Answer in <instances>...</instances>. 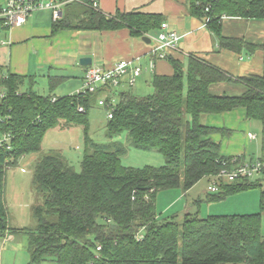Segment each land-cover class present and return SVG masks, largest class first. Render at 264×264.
Returning a JSON list of instances; mask_svg holds the SVG:
<instances>
[{"label": "trees", "instance_id": "16d2710c", "mask_svg": "<svg viewBox=\"0 0 264 264\" xmlns=\"http://www.w3.org/2000/svg\"><path fill=\"white\" fill-rule=\"evenodd\" d=\"M188 1L190 14L205 22L219 48L247 54L262 50L263 73L236 78L247 87L240 95H215L209 85L230 80L225 72L193 55L186 63L168 55L165 59L173 72L154 74L150 93L135 95L132 86L116 93L112 117L105 123L107 143H97L89 135L88 113L102 88L58 97L40 95L31 84L22 89L24 77L4 74L0 66V132L7 135L0 144V239L6 233L25 234L26 264H264L263 192L259 210L250 214L185 213L178 219L175 215L159 218L156 211L158 192L187 190L201 178H212L221 169L245 161L243 156L220 154L212 135L226 137L231 130L208 126L202 116L243 108L248 120L259 121L264 149V40L256 44L221 33L224 17L264 19V0ZM162 22L160 14H106L92 0H82L65 3L51 30L56 34L64 29L127 27L132 36L140 37L159 30ZM61 79L51 77L50 90ZM71 126L82 129L80 169L60 152L43 154L31 179L42 195V201L31 207L36 224L11 227L4 199L7 169L22 156L40 152L47 130ZM122 134L133 148L161 154L164 163L122 164L127 147L114 142ZM260 185L258 181L221 182V191L208 199Z\"/></svg>", "mask_w": 264, "mask_h": 264}, {"label": "crops", "instance_id": "0c3cea01", "mask_svg": "<svg viewBox=\"0 0 264 264\" xmlns=\"http://www.w3.org/2000/svg\"><path fill=\"white\" fill-rule=\"evenodd\" d=\"M97 1L99 9L106 14H114L116 11L160 14L163 22H166L170 29L177 31L180 36L178 50L170 52L169 56L184 63L190 55L196 56L222 70L230 78V80L210 84L209 91L212 94L240 95L247 87L236 78L263 73L262 50L247 54L244 51L237 53L219 48L216 37L207 29L205 22L190 14L188 0ZM3 3L4 0H0V5ZM64 4L60 5V10ZM52 21V13L49 9L31 13L26 21L18 26L6 27L0 21V66L4 74L10 72L24 77L25 83L22 89L31 84V88L36 92L37 84L43 86L42 89L48 85V94H52L57 86L53 90L49 88V79L53 77L62 78L58 84L67 80L72 83L74 88L71 91L74 92L71 94H74L82 87L84 72L87 68L91 66L109 68L119 59H128L140 64L143 71L138 78L144 75L151 80L154 74L170 75L173 72V68L167 59H156L154 55L153 37L157 35L160 29L145 34L144 36L150 39L145 41L142 39L143 36H132L127 27L105 31L64 29L52 34ZM221 33L227 37H238L260 44L264 40V19L224 17L221 21ZM82 57H89L91 63L81 65L79 60ZM152 60L154 66L151 68L149 64ZM120 87L128 88L125 83H122ZM36 93L39 94L40 92ZM102 94L101 92L98 97ZM52 95L58 97L54 93ZM203 123L208 126L225 127L231 130V134L228 135L229 138L226 136L227 139H224L226 143L223 142L224 140H220V135L214 134L212 136L213 140L220 145L221 155L243 156L246 159L245 146H241L242 139L235 142L234 137L236 135L232 134L234 129H244L245 139L249 142L252 141L248 138V134L251 133L248 131L251 120L246 118L243 108L222 114H208L204 117ZM249 159L251 158L249 157ZM201 179L187 190L173 188L158 192L156 196L158 217L165 218L174 215L177 217L178 213L181 215L178 219H181L185 213H198L200 217L247 213L232 212L230 211L232 209L228 208L229 210H227L225 207L223 210L220 209V206L231 194L209 200V197L216 196L221 190L216 193H209L208 186L201 185ZM204 203H206V207H203ZM191 204L195 206L194 211L188 209ZM259 206L260 195L258 197V210ZM203 210L204 212H202ZM168 212L170 214L161 217V214ZM14 236V234H9V238L0 239V249L4 247V242L13 240Z\"/></svg>", "mask_w": 264, "mask_h": 264}, {"label": "rangeland", "instance_id": "374dc122", "mask_svg": "<svg viewBox=\"0 0 264 264\" xmlns=\"http://www.w3.org/2000/svg\"><path fill=\"white\" fill-rule=\"evenodd\" d=\"M136 85L131 89V92L138 96H143L152 91L151 80L146 76H141L136 80ZM40 84L36 85V92L39 94L48 95V85L45 89ZM72 83L65 81L56 86V91L53 93L61 96L68 95L74 91ZM128 88L120 87L116 91H127ZM52 93V94H53ZM89 135L91 139L97 143H107L108 138L105 136V123L107 120L106 110L103 106L98 105L97 100L91 106L89 113ZM205 116H202V122ZM252 134L256 135V138L249 142L245 139V130L234 129L232 134L236 135L234 141L242 139L241 146H245V161H253L257 158H261L263 155L262 147V131L261 125L257 120H251V125L248 128ZM219 135V134H218ZM213 136V135H212ZM227 138H229L227 136ZM221 137L220 140L227 139ZM5 139V135L0 132V140ZM115 143H120L127 147L126 153L122 156L121 162L126 166L142 167L145 165L159 166L164 163V158L161 154L155 150L142 151L133 148L128 145L126 135L114 139ZM226 143V140L223 141ZM222 149V148H221ZM83 151V139L81 126H71L69 128H51L47 130L43 136L41 143V151L38 153H31L19 158L17 165L11 166L6 172L5 183V203L9 215V225L14 228H33L36 221L33 217L31 207L42 201V195L38 194L31 182L33 168L37 160L46 153L60 152L65 158L74 166L76 170L80 169V160ZM249 157L251 159H249ZM210 176H205L201 179L202 186H208ZM258 179L254 177L249 178V183H255ZM264 184L254 187H246L236 193L231 194L220 206L223 208L232 209V212H247L246 214L254 213L258 211V197L262 192ZM206 203H204L203 207ZM245 205V206H238ZM159 206V205H158ZM189 210H195L194 205H190ZM205 210V209H204ZM204 210L202 212H204ZM225 210V209H224ZM256 210V211H253ZM253 211V212H250ZM216 212V211H212ZM166 214H161V217H165ZM245 214V213H234ZM181 215L178 213L177 218ZM262 235L264 236V212L261 217ZM13 240H7L4 242V247L0 249V264H26L29 260V254L27 252V236L22 233L14 234ZM9 238V234L6 233L1 239ZM1 246V245H0ZM3 246V245H2ZM43 264H52L51 262H45Z\"/></svg>", "mask_w": 264, "mask_h": 264}, {"label": "built area", "instance_id": "2783aa9c", "mask_svg": "<svg viewBox=\"0 0 264 264\" xmlns=\"http://www.w3.org/2000/svg\"><path fill=\"white\" fill-rule=\"evenodd\" d=\"M70 1L80 2L82 0H4V3L0 5V21L6 27L18 26L24 23L31 13L43 9L51 10L52 19L56 20L60 16V5ZM92 5L98 7V1L92 0ZM179 38L177 31L170 29L166 22H162L160 31L153 37L156 59H165L170 52L177 51ZM149 66L151 68L154 66L153 60L150 61ZM142 71L143 67L140 64L128 59H119L109 68L91 66L85 70L83 85L77 92L92 93L102 88L103 94L98 97L97 103L105 108L107 118H111L116 102V93H118L114 90L122 83H125L127 87L133 86ZM77 109L79 112L83 111L81 106ZM248 138L253 140L256 135L249 133ZM6 139L7 135H5V139L0 140V144ZM251 177L258 179L261 185L264 184L263 158L243 161L230 169H221L211 178L207 190L209 193H216L221 182L248 181ZM262 192L264 195V188ZM99 249L100 247H97V250Z\"/></svg>", "mask_w": 264, "mask_h": 264}, {"label": "water", "instance_id": "95a60500", "mask_svg": "<svg viewBox=\"0 0 264 264\" xmlns=\"http://www.w3.org/2000/svg\"><path fill=\"white\" fill-rule=\"evenodd\" d=\"M142 39L145 41L150 40L147 36H143ZM79 63L81 65H89L91 63V59L89 57H82V58H80Z\"/></svg>", "mask_w": 264, "mask_h": 264}]
</instances>
